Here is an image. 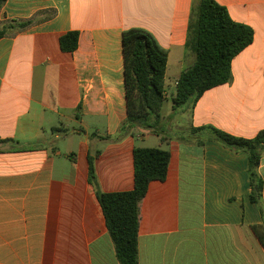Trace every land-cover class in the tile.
I'll use <instances>...</instances> for the list:
<instances>
[{"label": "crops", "instance_id": "crops-1", "mask_svg": "<svg viewBox=\"0 0 264 264\" xmlns=\"http://www.w3.org/2000/svg\"><path fill=\"white\" fill-rule=\"evenodd\" d=\"M213 1L252 30V42L232 59L227 83L175 114L170 97L194 63L186 41L199 0L3 2L0 264H119L88 158L100 192H127L136 147L170 154L166 179L151 182L139 205L138 264H264L250 230L264 223V154L261 197L251 203L247 154L192 131L252 139L264 130V0ZM134 28L167 51L165 100L157 127L120 135L122 32ZM70 32L77 48L62 52L59 38Z\"/></svg>", "mask_w": 264, "mask_h": 264}, {"label": "trees", "instance_id": "trees-1", "mask_svg": "<svg viewBox=\"0 0 264 264\" xmlns=\"http://www.w3.org/2000/svg\"><path fill=\"white\" fill-rule=\"evenodd\" d=\"M5 0H0V7ZM28 25L17 23L18 28ZM7 27H0V38ZM78 34L67 33L59 38L62 52L77 48ZM252 30L232 21L227 10L213 0H199L189 22L186 47L194 55V63L178 79L175 93L170 97L172 113L193 104L202 94L230 80L232 59L251 44ZM126 119L119 134H128L134 127L152 130L161 120L165 100L164 78L167 51L143 29L122 32ZM205 133L210 140L235 152L247 154V177L251 189L249 201L258 203L262 180L258 177L260 158L264 154V130L252 139L230 136L212 127L193 129ZM170 154L159 148L133 150V189L120 193H102L96 187L93 158H88V181L95 188L108 235L119 264H138L139 205L151 182L166 179ZM250 230L264 251V223Z\"/></svg>", "mask_w": 264, "mask_h": 264}, {"label": "rangeland", "instance_id": "rangeland-1", "mask_svg": "<svg viewBox=\"0 0 264 264\" xmlns=\"http://www.w3.org/2000/svg\"><path fill=\"white\" fill-rule=\"evenodd\" d=\"M151 143H149L148 145H150V146H157V144H158V138H152L151 140Z\"/></svg>", "mask_w": 264, "mask_h": 264}, {"label": "built area", "instance_id": "built-area-1", "mask_svg": "<svg viewBox=\"0 0 264 264\" xmlns=\"http://www.w3.org/2000/svg\"><path fill=\"white\" fill-rule=\"evenodd\" d=\"M176 85H177V82L175 83V87H176Z\"/></svg>", "mask_w": 264, "mask_h": 264}]
</instances>
